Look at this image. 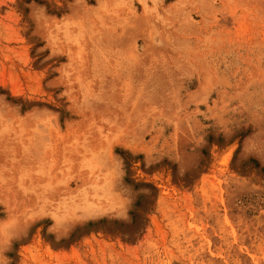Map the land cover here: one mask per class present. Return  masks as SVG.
<instances>
[{"label":"rangeland","instance_id":"rangeland-1","mask_svg":"<svg viewBox=\"0 0 264 264\" xmlns=\"http://www.w3.org/2000/svg\"><path fill=\"white\" fill-rule=\"evenodd\" d=\"M0 264H264V0H0Z\"/></svg>","mask_w":264,"mask_h":264}]
</instances>
